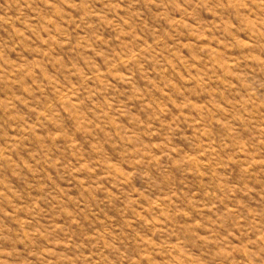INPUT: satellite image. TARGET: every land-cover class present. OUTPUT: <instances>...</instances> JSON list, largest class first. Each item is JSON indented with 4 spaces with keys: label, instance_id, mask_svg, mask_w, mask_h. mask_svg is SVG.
<instances>
[{
    "label": "rangeland",
    "instance_id": "1",
    "mask_svg": "<svg viewBox=\"0 0 264 264\" xmlns=\"http://www.w3.org/2000/svg\"><path fill=\"white\" fill-rule=\"evenodd\" d=\"M0 264H264V0H0Z\"/></svg>",
    "mask_w": 264,
    "mask_h": 264
}]
</instances>
